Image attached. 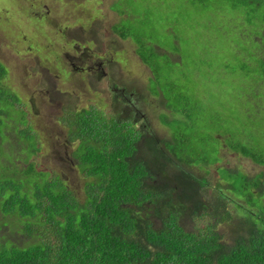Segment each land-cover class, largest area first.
I'll return each instance as SVG.
<instances>
[{
    "label": "rangeland",
    "instance_id": "374dc122",
    "mask_svg": "<svg viewBox=\"0 0 264 264\" xmlns=\"http://www.w3.org/2000/svg\"><path fill=\"white\" fill-rule=\"evenodd\" d=\"M222 7L199 0H0L4 16L0 60L9 69L7 87L23 99L21 107L9 111L8 150L0 152V167H6L2 173L17 172L3 161L12 164L16 158V163L23 164L11 152H20L24 158L32 153V140L24 132L17 135L29 127L28 117L41 136L42 152L32 156L38 169L57 170L84 200L86 179L77 170L72 156L75 145L67 139L69 128L63 115L94 104L123 117L132 112L137 126L151 127L162 138L171 139L172 119L182 116L168 108L177 103L166 86L178 81L192 96L187 106L186 101L178 106L193 115L189 124H180L188 130L187 144L195 150L186 152L193 154L195 165H181L208 180L203 190L207 201H214L221 191L227 197L233 219L219 230L225 242L234 243L238 232L244 233L238 228L244 209L235 204H256L248 205L249 209L256 214L264 211V196L241 176L264 174V165L228 145L240 141L260 150L264 147V80L258 73L249 78L254 72L241 68L246 57L250 66L260 70L256 64L264 59V39L263 50H257L253 39L243 37L250 24L244 11ZM254 92L261 96L259 110L253 108ZM117 95L120 102L125 101L118 103ZM166 116L171 121L161 120ZM21 139H25L22 151ZM169 148L174 146L169 143ZM233 183L244 190L228 188ZM209 220V216L192 217L184 223L188 230H198ZM5 222L0 249L35 242L23 234L20 221ZM3 223L0 220V227Z\"/></svg>",
    "mask_w": 264,
    "mask_h": 264
},
{
    "label": "trees",
    "instance_id": "16d2710c",
    "mask_svg": "<svg viewBox=\"0 0 264 264\" xmlns=\"http://www.w3.org/2000/svg\"><path fill=\"white\" fill-rule=\"evenodd\" d=\"M199 1L214 8L219 3L223 10L244 11L250 24L243 37L253 39L259 46L257 50H263L264 0ZM0 20L4 22L1 11ZM254 35L261 39H254ZM121 36L128 37L124 32ZM244 50L249 55V50ZM55 56L59 59V55ZM258 60L259 71L250 66V58L246 57L241 68L254 72L249 78L258 73L257 77L264 80V59ZM8 74L7 65L0 60V152L8 150L5 145L10 136L6 123L10 112L21 107L23 101L7 87ZM262 83L257 81L258 85ZM166 87L177 103L168 108L182 116L172 119L171 139L162 138L151 127L137 126L132 112L123 117L120 112V115L107 113L94 104L63 115L69 128L67 139L75 145L72 156L77 170L86 179L84 200L57 170L38 169L32 156L42 152L41 136L26 117L29 127L18 130L17 135L24 132L25 137L32 140V153L24 158L20 152H11L13 157L22 158L18 160L22 165L16 163V158L12 164L3 161L9 170L14 165L17 172L2 173L6 167H0V220L4 222L0 231L7 226L5 221L17 220L24 225L23 234L35 242L25 247L14 243L3 247L0 264H264V211L256 214L249 209V203L246 207L236 203L238 209H244L238 227L244 233L238 232L232 244L224 241L219 227L233 219L227 197L221 191V196L207 201L203 190L208 180L181 165H195L191 157L195 150L187 144L191 140L189 132L180 124L184 121L189 124L193 115L191 110L178 106L183 101L187 106L192 96L178 81ZM258 94H252L256 110L262 105ZM121 99L120 102L118 95L115 96L118 103L125 101ZM164 99L169 101L165 95ZM161 120L171 121L168 116ZM19 142L23 143L22 151L25 139ZM169 143L174 148L170 149ZM228 145L264 165V147L260 150L240 141ZM241 176L245 183L251 184L253 191L258 189L264 196V174ZM220 177L224 180L223 175ZM228 188L235 192L244 190L235 183ZM204 216L210 218L205 227L186 228V218ZM2 238L5 237L0 234Z\"/></svg>",
    "mask_w": 264,
    "mask_h": 264
},
{
    "label": "flooded vegetation",
    "instance_id": "af4514ba",
    "mask_svg": "<svg viewBox=\"0 0 264 264\" xmlns=\"http://www.w3.org/2000/svg\"><path fill=\"white\" fill-rule=\"evenodd\" d=\"M101 62H102V61H101ZM101 62H100V63H101ZM100 63H99V64H100ZM99 64H98V65H99ZM101 68H103V66H102Z\"/></svg>",
    "mask_w": 264,
    "mask_h": 264
}]
</instances>
